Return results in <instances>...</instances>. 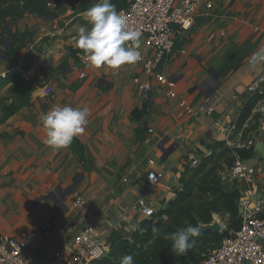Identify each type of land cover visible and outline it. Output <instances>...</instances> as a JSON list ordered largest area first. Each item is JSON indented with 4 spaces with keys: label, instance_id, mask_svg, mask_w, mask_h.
Listing matches in <instances>:
<instances>
[{
    "label": "crops",
    "instance_id": "1",
    "mask_svg": "<svg viewBox=\"0 0 264 264\" xmlns=\"http://www.w3.org/2000/svg\"><path fill=\"white\" fill-rule=\"evenodd\" d=\"M55 2L43 16L25 14L0 24V76L20 70L25 79L42 82L31 102L0 124V235L36 233L26 248L30 264L51 262L88 225L96 226L106 243L111 233L130 237L140 230L150 218L132 207L138 199L144 197L158 213L175 197L173 187L182 186L192 157L201 162L219 141L231 148L221 127L238 121L249 100L246 88L263 69V64L250 66L248 58L264 47V0H204L194 26L177 35L158 67L173 86L157 81L144 63L119 69L83 65L72 37L91 25L76 12L79 3ZM14 35L26 39L16 41ZM141 50L145 58L153 56L146 37ZM135 78L152 84L151 98H144ZM46 85L52 87L49 95ZM171 87L177 99L167 95ZM11 91V84L4 86L0 102ZM178 99L196 108L213 103L216 113L189 114ZM56 104L90 108L85 131L60 150L43 143L40 122ZM145 106L147 113L136 119L133 111ZM256 114L264 117V90L242 126L257 142L247 163L257 169L250 183L262 198L264 156L257 146L264 144V132L256 126ZM150 171L164 177L152 185ZM222 186L242 193L247 184L230 180L227 171ZM78 196L85 201L81 206L75 204Z\"/></svg>",
    "mask_w": 264,
    "mask_h": 264
},
{
    "label": "built area",
    "instance_id": "2",
    "mask_svg": "<svg viewBox=\"0 0 264 264\" xmlns=\"http://www.w3.org/2000/svg\"><path fill=\"white\" fill-rule=\"evenodd\" d=\"M204 0H130L126 8L119 10L128 20V27L142 33L146 37V43L151 48L153 56L142 59L137 64L144 63L146 70L153 73L161 84L173 86L172 80L158 71V67L165 56L176 43L178 34L191 28L195 24L198 9ZM57 2L51 1L48 7H56ZM209 7L211 3L208 2ZM84 11L81 16H86ZM129 43L130 42H126ZM83 65L91 66L85 58L82 50L75 53ZM5 76V74H3ZM144 98L152 97L153 86L148 82H141L135 78ZM264 90V64L262 71L252 80L246 88L248 97ZM52 87L46 85L44 94L49 95ZM170 98L177 99V92L171 87L167 91ZM179 105L189 114L206 113L213 115L216 108L213 103L196 108L185 99H178ZM221 124V119L216 120ZM264 132V120L259 127ZM222 132L226 135L227 143L233 150L234 163L229 170V178L232 181L244 182L247 186L243 189L239 198V212L241 215L240 226L236 230L229 231L230 236L224 237L220 245L213 250L202 264H264V197L256 198L251 178L257 173L255 166L247 163L239 153V149L250 151L255 148L256 140L245 137L243 128L234 122L229 126H222ZM237 136L232 140L231 136ZM200 164L198 158H191V166ZM150 184H157L163 177L164 172L150 171L148 178ZM85 203L82 196L76 198L75 204L81 206ZM142 212L146 217L153 218L156 211L150 207L147 200L142 197L132 206ZM49 226L43 225L46 230ZM52 236L51 232L48 234ZM37 238L36 233L24 234L21 237L0 235V264H30V258L26 248ZM108 244L97 234L96 226L88 225L76 237V239L57 250L53 259L48 264H92L93 261L104 257L108 253Z\"/></svg>",
    "mask_w": 264,
    "mask_h": 264
},
{
    "label": "trees",
    "instance_id": "3",
    "mask_svg": "<svg viewBox=\"0 0 264 264\" xmlns=\"http://www.w3.org/2000/svg\"><path fill=\"white\" fill-rule=\"evenodd\" d=\"M59 0H0V24L16 20L25 14L43 16L48 13V3ZM81 0H74L79 3ZM130 0H111L119 11L129 5ZM16 41L26 39V36L14 35ZM11 84L12 91L3 97L0 102V124L10 116L17 113L23 106L31 102L32 92L41 80H27L20 70H12L5 77L0 76V92L2 88ZM257 95V94H256ZM256 95L248 100L238 119V127L251 117L255 108ZM135 109L133 116L142 119L147 113L145 109ZM259 114L256 126L259 125ZM255 126V127H256ZM212 153L204 156L200 164L194 168H187L182 175L181 187H173L175 197L167 207L156 212L155 216L145 219L141 229L136 230L130 237L118 233H111L107 244L109 252L92 264H118L119 258L130 254L134 257L135 264H202L204 259L214 250L215 246L224 239L221 232L201 231L195 238V244L187 254L178 255L171 251V241L166 237L185 227L187 223L199 226V223H210L215 215H226L227 230H236L240 226L241 215L239 212V190L226 192L222 186L223 172L228 171L234 163V155L224 141L216 142ZM244 159L253 155V150H238ZM226 159L225 166L221 163ZM192 171L190 176L187 173ZM226 171V172H227ZM223 173V174H221ZM160 231L158 236L153 235L152 228Z\"/></svg>",
    "mask_w": 264,
    "mask_h": 264
},
{
    "label": "clouds",
    "instance_id": "4",
    "mask_svg": "<svg viewBox=\"0 0 264 264\" xmlns=\"http://www.w3.org/2000/svg\"><path fill=\"white\" fill-rule=\"evenodd\" d=\"M86 17L91 27L81 26L72 39L74 46L83 51L86 61L91 66L119 69L121 66L132 65L142 59V33L129 29L127 17L116 9L111 0H94L86 12ZM248 63L253 67L264 64V47L254 51L248 58ZM253 96L247 97L250 99ZM89 117L90 108L87 105L76 107L53 105L40 117L41 125L46 132L43 143L53 150L67 148L75 137L85 131L90 123ZM262 120H264L263 115L261 122ZM255 149L256 146L252 149L253 154ZM159 231L153 226L154 237L158 236ZM200 232L198 225L187 223L185 227L169 234L166 239L172 242L171 251L174 254L185 255L193 248L195 238ZM118 264H135L134 257L130 254L123 255L119 258Z\"/></svg>",
    "mask_w": 264,
    "mask_h": 264
},
{
    "label": "water",
    "instance_id": "5",
    "mask_svg": "<svg viewBox=\"0 0 264 264\" xmlns=\"http://www.w3.org/2000/svg\"><path fill=\"white\" fill-rule=\"evenodd\" d=\"M94 0H81L76 8L77 13H82L87 11L88 8L92 5ZM258 152H260L264 156V144L261 143L257 146ZM199 227L201 231H213V232H221L225 237L230 236L229 230L224 228L220 218L218 216L214 217V220L210 223H199Z\"/></svg>",
    "mask_w": 264,
    "mask_h": 264
},
{
    "label": "rangeland",
    "instance_id": "6",
    "mask_svg": "<svg viewBox=\"0 0 264 264\" xmlns=\"http://www.w3.org/2000/svg\"><path fill=\"white\" fill-rule=\"evenodd\" d=\"M225 162H226V159L222 160L221 163L225 166V164H226ZM191 167H192V166H191ZM192 168H194V167H192ZM229 169H230V168H229ZM226 171H227V170H226ZM226 171L223 172V173H226ZM228 171H229V170H228ZM223 173H221V174H223ZM227 217H228V216H226V215H222V216H220V219H222V221L226 224V226H227V223H228V221H227V220H228ZM220 243H221V242H220ZM219 245H220V244L216 245L215 248H214V250H215Z\"/></svg>",
    "mask_w": 264,
    "mask_h": 264
}]
</instances>
